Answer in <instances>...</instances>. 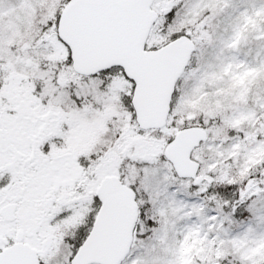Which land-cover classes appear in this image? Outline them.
Instances as JSON below:
<instances>
[{
	"label": "snow or ice",
	"instance_id": "obj_1",
	"mask_svg": "<svg viewBox=\"0 0 264 264\" xmlns=\"http://www.w3.org/2000/svg\"><path fill=\"white\" fill-rule=\"evenodd\" d=\"M166 2L17 0L38 31L7 57L0 38V264H264V134L178 122L193 32L170 29L193 0L141 38Z\"/></svg>",
	"mask_w": 264,
	"mask_h": 264
},
{
	"label": "rangeland",
	"instance_id": "obj_2",
	"mask_svg": "<svg viewBox=\"0 0 264 264\" xmlns=\"http://www.w3.org/2000/svg\"><path fill=\"white\" fill-rule=\"evenodd\" d=\"M171 2L173 0H167L158 9L165 11ZM3 6L9 11L0 24V35L23 47L38 31L31 13L17 0H3ZM205 11L206 16H203ZM205 21L206 27L200 32ZM186 26L191 27L198 51L193 56L189 78L182 84L186 98L176 109L181 113L178 122L195 116V109H215L224 115L227 126L237 127L241 122L260 125L246 132L248 144H251L257 132L264 134V98L257 109L244 106L251 92L250 85L260 79L264 87V59L257 60V56L264 53V4L259 0H193L170 30L179 31ZM150 35L149 43H157L159 39L160 43L166 38L158 31ZM197 68L199 71L191 75ZM262 155L264 142L257 143L248 153L249 159ZM245 243L246 238L241 236L238 242H228L224 252L232 249L241 256ZM195 244L193 241L185 251Z\"/></svg>",
	"mask_w": 264,
	"mask_h": 264
},
{
	"label": "trees",
	"instance_id": "obj_3",
	"mask_svg": "<svg viewBox=\"0 0 264 264\" xmlns=\"http://www.w3.org/2000/svg\"><path fill=\"white\" fill-rule=\"evenodd\" d=\"M204 24H206V21L205 23L203 22V25ZM159 41L157 42V44L159 43ZM261 83L262 82H260V79H258L257 83L254 82L252 85H250L251 92H250V95L245 100L246 101L244 105L245 107H251L254 109L258 108L259 103L261 102V99L264 97V87H262ZM195 110L197 111V113L193 117L201 116V114H203L202 118L205 120H207L210 117H218L219 118L218 121H213V124L211 125L209 130L213 132L214 136H219L221 139L225 138V136L227 135V129L230 128L231 126H227L228 124L224 123L225 122L223 119L224 115L222 113L216 111L215 109L213 110V109H208L204 107L203 109H195ZM241 125H243L246 132L252 130L253 128H258L257 127L258 124L254 122H248V123L241 122L239 123L238 126H241ZM234 178L238 180L240 176L236 175ZM228 252L231 253L233 256L239 257V255L237 254L238 252L235 250L231 249V251H228Z\"/></svg>",
	"mask_w": 264,
	"mask_h": 264
},
{
	"label": "water",
	"instance_id": "obj_4",
	"mask_svg": "<svg viewBox=\"0 0 264 264\" xmlns=\"http://www.w3.org/2000/svg\"><path fill=\"white\" fill-rule=\"evenodd\" d=\"M156 18V13H154L151 10L146 11V13H144L142 20H141V24H142V35L141 38H143V34L144 33H149L150 31V27H151V20ZM194 42L193 40L191 41L189 47L194 49ZM164 49H161V51H163ZM193 52V51H192ZM197 134H200V130L199 128H197L196 126H193L191 129H189L186 134H184L182 136V142L184 145L185 150H187V148L191 147L192 144L195 143V136Z\"/></svg>",
	"mask_w": 264,
	"mask_h": 264
},
{
	"label": "flooded vegetation",
	"instance_id": "obj_5",
	"mask_svg": "<svg viewBox=\"0 0 264 264\" xmlns=\"http://www.w3.org/2000/svg\"><path fill=\"white\" fill-rule=\"evenodd\" d=\"M28 34L27 33H25V36H27ZM0 38H2V40H3V44H4V52H5V55H6V57L9 55V53H8V44H10V43H12V44H15L16 45V43L15 42H12V41H10V42H8L6 39H5V37H4V35H0ZM17 46V50L19 51V50H21L23 47L22 46H18V45H16ZM17 59H20V57H19V55H16V56H13L12 57V62L13 63H15V61L17 60ZM28 74H31V73H28Z\"/></svg>",
	"mask_w": 264,
	"mask_h": 264
}]
</instances>
